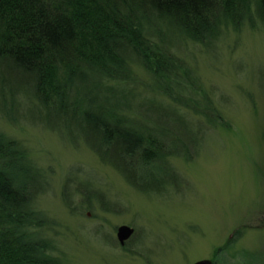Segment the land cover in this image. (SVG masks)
<instances>
[{"label": "trees", "instance_id": "obj_1", "mask_svg": "<svg viewBox=\"0 0 264 264\" xmlns=\"http://www.w3.org/2000/svg\"><path fill=\"white\" fill-rule=\"evenodd\" d=\"M247 27L264 28V0H0V113L14 122L25 106L69 140L81 135L149 194L155 162L184 157L156 131L202 142L191 116L224 118L183 53ZM28 151L0 130V264H65L46 235L44 173Z\"/></svg>", "mask_w": 264, "mask_h": 264}, {"label": "rangeland", "instance_id": "obj_2", "mask_svg": "<svg viewBox=\"0 0 264 264\" xmlns=\"http://www.w3.org/2000/svg\"><path fill=\"white\" fill-rule=\"evenodd\" d=\"M194 48L183 55L224 118L205 125L191 116L202 142L156 131L185 159L156 161L155 178L143 185L149 194L81 135L69 140L67 129L32 119L25 106L14 122L0 113V130L21 141L44 173L37 206L65 264H264V28ZM122 224L135 228L125 245L117 238Z\"/></svg>", "mask_w": 264, "mask_h": 264}, {"label": "water", "instance_id": "obj_3", "mask_svg": "<svg viewBox=\"0 0 264 264\" xmlns=\"http://www.w3.org/2000/svg\"><path fill=\"white\" fill-rule=\"evenodd\" d=\"M135 228L131 225L122 224L117 229V238L121 245H125L128 240L134 235ZM192 264H211L210 260H200Z\"/></svg>", "mask_w": 264, "mask_h": 264}]
</instances>
